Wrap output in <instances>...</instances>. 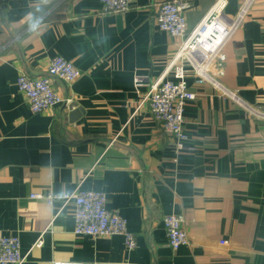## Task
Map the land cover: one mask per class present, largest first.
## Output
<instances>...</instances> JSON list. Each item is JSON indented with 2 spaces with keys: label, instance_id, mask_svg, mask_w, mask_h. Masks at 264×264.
<instances>
[{
  "label": "crops",
  "instance_id": "obj_1",
  "mask_svg": "<svg viewBox=\"0 0 264 264\" xmlns=\"http://www.w3.org/2000/svg\"><path fill=\"white\" fill-rule=\"evenodd\" d=\"M163 1L133 0L116 14H102L99 0H8L0 9V237H18L23 264H264V0H224V20L243 14L224 59L208 62L202 82L185 66L195 98L177 154L138 107L147 83L174 80L168 68L184 39L157 29ZM185 1L188 34L218 0ZM55 56L80 77L53 78L63 102L31 113L17 78L43 76ZM80 182L106 195L135 248L120 235L77 236L71 204L58 212L59 200L29 197L69 194ZM169 214L182 215L188 239L175 251Z\"/></svg>",
  "mask_w": 264,
  "mask_h": 264
},
{
  "label": "built area",
  "instance_id": "obj_2",
  "mask_svg": "<svg viewBox=\"0 0 264 264\" xmlns=\"http://www.w3.org/2000/svg\"><path fill=\"white\" fill-rule=\"evenodd\" d=\"M133 0H99L102 14H116L127 11ZM224 0H218L216 6L201 20L198 26L187 34L185 11L190 5L185 0H165L157 5L156 26L159 31L173 37H184L183 42L175 54L169 71L173 81L159 78L147 83L138 107L145 104L153 119L174 141V152L186 150L187 135L183 127L184 108L188 101L195 98L186 81L185 66H190L198 82L207 79L206 68L208 62L218 58L223 60L221 52L223 44L237 28L243 14H238L233 21H226L220 12ZM80 70L61 56L53 57L45 70V74L38 78H30L20 73L17 78L18 90L25 97L31 113H38L53 108L63 102L62 97L55 90L52 79L62 80L68 84L80 77ZM139 80V78H138ZM251 110L250 107H245ZM259 115V114H257ZM81 182L69 194L58 195L50 191L30 194L31 199L41 200L47 205L54 201L61 202L58 212L71 204L73 206L74 233L77 236L106 237L120 235L123 237L127 249L136 247V239L127 228V222L118 213L106 207L107 198L102 192L82 190ZM57 212V213H58ZM53 216V218L57 215ZM184 219L180 214H169L163 218L168 246L178 250L187 244L188 239L183 228ZM223 243V242H222ZM42 245L41 236L33 246ZM27 254L20 252L17 236L0 237V264H23ZM52 264H82L79 262H53Z\"/></svg>",
  "mask_w": 264,
  "mask_h": 264
},
{
  "label": "water",
  "instance_id": "obj_3",
  "mask_svg": "<svg viewBox=\"0 0 264 264\" xmlns=\"http://www.w3.org/2000/svg\"><path fill=\"white\" fill-rule=\"evenodd\" d=\"M7 1H8V0H0V9H1L4 5L7 4ZM68 107H69L70 110H72L73 108H76V105H75V103L71 102V103L69 104ZM74 111H75V112H73L72 115H73V116H77V115H78V110H74Z\"/></svg>",
  "mask_w": 264,
  "mask_h": 264
},
{
  "label": "clouds",
  "instance_id": "obj_4",
  "mask_svg": "<svg viewBox=\"0 0 264 264\" xmlns=\"http://www.w3.org/2000/svg\"><path fill=\"white\" fill-rule=\"evenodd\" d=\"M33 27H35V25H33Z\"/></svg>",
  "mask_w": 264,
  "mask_h": 264
}]
</instances>
